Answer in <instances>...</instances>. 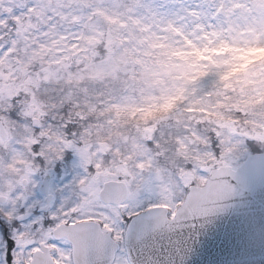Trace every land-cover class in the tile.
Masks as SVG:
<instances>
[{
	"label": "clouds",
	"instance_id": "clouds-1",
	"mask_svg": "<svg viewBox=\"0 0 264 264\" xmlns=\"http://www.w3.org/2000/svg\"><path fill=\"white\" fill-rule=\"evenodd\" d=\"M162 7L0 0V214L25 211L46 173L64 175L54 202L32 209L43 221L20 236L51 264H85L81 226L121 241L103 222L127 209L152 218L136 264H170L197 223L194 193L246 150L264 151V0ZM102 243L88 264H103Z\"/></svg>",
	"mask_w": 264,
	"mask_h": 264
},
{
	"label": "water",
	"instance_id": "water-1",
	"mask_svg": "<svg viewBox=\"0 0 264 264\" xmlns=\"http://www.w3.org/2000/svg\"><path fill=\"white\" fill-rule=\"evenodd\" d=\"M252 156L261 159L246 170L247 189L228 201L226 214L202 221L207 227L184 231L170 264H264V235L259 230L264 224V153ZM147 233L129 237L126 231L130 264L145 258Z\"/></svg>",
	"mask_w": 264,
	"mask_h": 264
},
{
	"label": "snow or ice",
	"instance_id": "snow-or-ice-1",
	"mask_svg": "<svg viewBox=\"0 0 264 264\" xmlns=\"http://www.w3.org/2000/svg\"><path fill=\"white\" fill-rule=\"evenodd\" d=\"M252 151H255L253 149ZM259 157L254 158L248 150L236 161L234 167H232L228 173L224 174L222 180L217 181L213 186L204 193H194L196 200L198 201V207L196 208L193 219L197 223H193L190 227L196 230L207 227V224L202 221L211 222L214 217L221 214H226V210L230 207L229 200L236 198V194L241 193L247 189V177L246 170L255 162ZM242 161V162H241ZM51 173H46L50 175ZM203 182V181H202ZM193 197H190L191 200ZM55 200V193L52 189L51 183L48 184L44 198L41 200L35 199L33 203L25 205V211L21 212L19 209L4 210L0 214V227L6 226V233L0 234V239L3 240V246L0 248V264H23L20 259L17 262L16 253L20 254V257L25 256V253H29V256L25 257L31 261V264H51V260H55L56 256L52 254H44L42 247H38L33 241L29 243L26 240H22L20 244H17L16 237L21 236V233L30 226H35L37 223L43 221L42 216L34 215L32 209L39 206L41 210L49 206ZM164 208L167 209L168 205H150L149 211L153 209ZM143 209H127L126 213L115 212L111 217H107L103 222V228L107 233L119 232L121 233V239H123V233L125 229L129 237L133 235H140L141 233H147L151 225V217L142 215ZM172 218L175 219L176 212H171ZM126 216V218H125ZM76 237L80 242L79 251L85 258V264H88V252L91 247L103 242L107 246V239L98 235L91 226H81L76 231ZM52 247H57L55 244ZM35 253L36 255H31Z\"/></svg>",
	"mask_w": 264,
	"mask_h": 264
},
{
	"label": "rangeland",
	"instance_id": "rangeland-1",
	"mask_svg": "<svg viewBox=\"0 0 264 264\" xmlns=\"http://www.w3.org/2000/svg\"><path fill=\"white\" fill-rule=\"evenodd\" d=\"M17 2H20V0H17ZM145 2L146 3H153V4L163 5V7L161 8V11H167V10H169V6L172 3H174L175 0H145ZM16 12H17V15H14L13 19L8 21V23L11 24L13 27H15L14 21L16 19H18L19 9H17ZM0 18H3L2 14H0ZM253 149H257V148H253ZM248 151L251 152L252 149L248 150ZM50 176H52L54 178L51 181V185H55L59 181V176H61V175H58L56 172H54L53 174H50ZM34 198L38 199V200H41V199H43V196L38 192V190H36L34 192ZM0 207H3V204H0ZM20 211L23 212V209H20ZM2 244H3L2 240L0 239V248H2ZM117 263H119V262H117Z\"/></svg>",
	"mask_w": 264,
	"mask_h": 264
},
{
	"label": "flooded vegetation",
	"instance_id": "flooded-vegetation-1",
	"mask_svg": "<svg viewBox=\"0 0 264 264\" xmlns=\"http://www.w3.org/2000/svg\"><path fill=\"white\" fill-rule=\"evenodd\" d=\"M5 233H6V226L0 227V234H5ZM16 240H17V244H20L22 241L21 237H19V236L16 237ZM2 243H3V240H2ZM2 246H3V244H2ZM118 256H121V254L116 255V257H118ZM0 258H2V257H0ZM16 258H17V262H18L20 260V254L19 253H16Z\"/></svg>",
	"mask_w": 264,
	"mask_h": 264
}]
</instances>
